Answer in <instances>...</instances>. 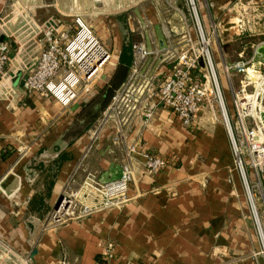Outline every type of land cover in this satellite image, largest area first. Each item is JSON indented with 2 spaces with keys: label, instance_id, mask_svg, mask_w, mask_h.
<instances>
[{
  "label": "crops",
  "instance_id": "obj_1",
  "mask_svg": "<svg viewBox=\"0 0 264 264\" xmlns=\"http://www.w3.org/2000/svg\"><path fill=\"white\" fill-rule=\"evenodd\" d=\"M12 1L0 0V18L8 22V38L2 39L13 45L14 68L39 54L41 46L33 38L36 26L58 19L83 20L95 5L109 3L123 15L110 19V28L104 23L91 27L112 52L114 70L127 43H140L148 51L166 46V18L182 3L15 0L14 12ZM196 3L203 27L212 36L219 72L224 65L250 58L264 39V0ZM238 3L250 8L257 22L253 34L240 35L234 27ZM99 7L95 18L102 19ZM21 44L27 46L18 51ZM159 62L154 56L148 59L152 69ZM10 74L13 94L0 100V238L21 255H31L35 264H98L105 262L107 244L113 243L112 264H264V175L247 172L249 184L260 185L255 194L258 226L220 116L214 118L206 107L199 126L187 129L177 115L160 109L148 125L135 120L126 145L113 142L112 129L93 141L92 127L72 135L79 110L89 101L63 107L55 99L28 93L22 77L14 84L16 75ZM222 81L225 85L224 77ZM233 82L237 85L236 77ZM225 95L232 109L228 89ZM21 146L29 148L23 158L18 154ZM133 146L134 179L124 206L44 230L67 185L78 186L89 173L104 182L119 179L126 149ZM149 153L168 164L156 175L145 171Z\"/></svg>",
  "mask_w": 264,
  "mask_h": 264
},
{
  "label": "built area",
  "instance_id": "obj_2",
  "mask_svg": "<svg viewBox=\"0 0 264 264\" xmlns=\"http://www.w3.org/2000/svg\"><path fill=\"white\" fill-rule=\"evenodd\" d=\"M181 1L166 18V46L148 51L140 43L132 44L128 78L91 128L92 140L105 129H112L113 142L126 145L135 120L141 118L148 125L160 109L170 110L185 128L194 129L199 126L200 114L207 107L214 118L220 116L226 127L235 166L244 181L250 208L259 226L255 194L260 185L251 186L247 172L264 175V39L254 47L250 58L224 65L219 72L214 60L213 39L203 27L196 0ZM16 5L17 1L13 0L14 12ZM236 7L234 27L240 35L253 34L257 22L250 8L241 3ZM35 29L33 38L36 37L41 46L39 54L30 63L14 68L11 65L13 45L8 39H2L8 38V22L0 18V100L13 94L8 84L13 73L14 76L21 74L28 93L55 99L63 107L80 99L89 101L104 70L112 65V52L79 18L72 22L58 19ZM25 45L21 44L18 51ZM152 56L160 59L155 69L148 63ZM235 77L237 85L233 82ZM225 89L231 93L232 109ZM28 151L27 146H21L20 158ZM134 153V146L126 149L122 174L117 180L104 182L89 173L78 186L67 185L58 206L49 213L44 230H54L124 206L129 201L127 191L134 179ZM145 157V171L149 175L160 173L168 165L165 158L155 153ZM114 250V244L108 243L105 262L98 264H112ZM7 263L35 264L31 255H21L0 238V264Z\"/></svg>",
  "mask_w": 264,
  "mask_h": 264
},
{
  "label": "trees",
  "instance_id": "obj_3",
  "mask_svg": "<svg viewBox=\"0 0 264 264\" xmlns=\"http://www.w3.org/2000/svg\"><path fill=\"white\" fill-rule=\"evenodd\" d=\"M132 59V45L127 43L122 48L114 73L97 86L94 96L79 110L73 136L80 135L93 127L100 114L111 103L116 91L126 82Z\"/></svg>",
  "mask_w": 264,
  "mask_h": 264
},
{
  "label": "rangeland",
  "instance_id": "obj_4",
  "mask_svg": "<svg viewBox=\"0 0 264 264\" xmlns=\"http://www.w3.org/2000/svg\"><path fill=\"white\" fill-rule=\"evenodd\" d=\"M98 6H100L99 8H101V12L105 15L102 19H98V18H95L96 16H98V13H97V9ZM91 14H90V17L89 16H86L85 18H83V22L88 26L90 27L93 31H94V28H92L93 26H95V24H99V23H104V24H108V27L110 28V22L109 20L110 19H113L115 17H121L123 14H116L114 8H113V4H100V5H95V9L94 8H91L90 11H89ZM94 13H97V14H94ZM114 22V20H113ZM235 22V20H234ZM93 25V26H92ZM92 26V27H91ZM236 29V28H235ZM237 30V29H236ZM94 33L98 36V34L96 33V31H94ZM99 37V36H98ZM100 38V37H99ZM100 40L102 41V43L104 45L105 44V41L104 39L100 38ZM108 47V46H107ZM114 49V48H113ZM112 49V50H113ZM111 64L110 66H108L104 72H103V76L101 78V80H104V78L106 77H110L113 73H114V69L112 68L113 65H116V61L114 59V56H113V59L111 61Z\"/></svg>",
  "mask_w": 264,
  "mask_h": 264
},
{
  "label": "water",
  "instance_id": "obj_5",
  "mask_svg": "<svg viewBox=\"0 0 264 264\" xmlns=\"http://www.w3.org/2000/svg\"><path fill=\"white\" fill-rule=\"evenodd\" d=\"M20 76H21V74H18V75L16 76V78H15V80H14V84H17V83H18V80H19ZM23 86L26 87L25 84H23ZM61 198H62V194L60 195V197L58 198V200H57V202H56V204H55L56 207L58 206V204H59Z\"/></svg>",
  "mask_w": 264,
  "mask_h": 264
}]
</instances>
